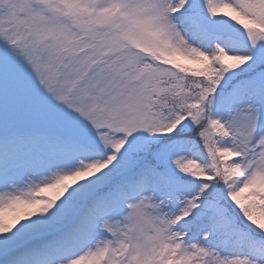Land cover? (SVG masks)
I'll list each match as a JSON object with an SVG mask.
<instances>
[{
  "label": "snow or ice",
  "instance_id": "6c2138e0",
  "mask_svg": "<svg viewBox=\"0 0 264 264\" xmlns=\"http://www.w3.org/2000/svg\"><path fill=\"white\" fill-rule=\"evenodd\" d=\"M0 264H264V0H0Z\"/></svg>",
  "mask_w": 264,
  "mask_h": 264
},
{
  "label": "rangeland",
  "instance_id": "374dc122",
  "mask_svg": "<svg viewBox=\"0 0 264 264\" xmlns=\"http://www.w3.org/2000/svg\"><path fill=\"white\" fill-rule=\"evenodd\" d=\"M187 63V62H186Z\"/></svg>",
  "mask_w": 264,
  "mask_h": 264
}]
</instances>
